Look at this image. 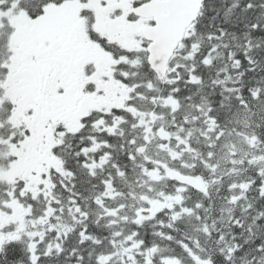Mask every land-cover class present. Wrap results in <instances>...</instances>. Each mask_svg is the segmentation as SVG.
Wrapping results in <instances>:
<instances>
[{"label":"snow or ice","instance_id":"snow-or-ice-1","mask_svg":"<svg viewBox=\"0 0 264 264\" xmlns=\"http://www.w3.org/2000/svg\"><path fill=\"white\" fill-rule=\"evenodd\" d=\"M0 264H264V0H0Z\"/></svg>","mask_w":264,"mask_h":264},{"label":"rangeland","instance_id":"rangeland-1","mask_svg":"<svg viewBox=\"0 0 264 264\" xmlns=\"http://www.w3.org/2000/svg\"><path fill=\"white\" fill-rule=\"evenodd\" d=\"M243 132L248 133V132H247V129H244ZM233 139H235V140H237V141L239 142V141H241V140L243 139V137H235V136H234ZM238 147H239V143H238Z\"/></svg>","mask_w":264,"mask_h":264},{"label":"trees","instance_id":"trees-1","mask_svg":"<svg viewBox=\"0 0 264 264\" xmlns=\"http://www.w3.org/2000/svg\"><path fill=\"white\" fill-rule=\"evenodd\" d=\"M244 129H247V132H248V133L251 132V128H245V127H243V125H241V130L244 131Z\"/></svg>","mask_w":264,"mask_h":264}]
</instances>
